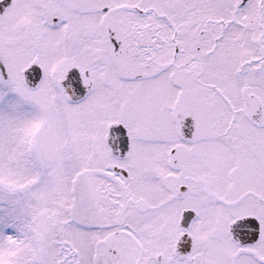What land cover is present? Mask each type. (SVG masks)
<instances>
[{
  "label": "snow or ice",
  "instance_id": "1",
  "mask_svg": "<svg viewBox=\"0 0 264 264\" xmlns=\"http://www.w3.org/2000/svg\"><path fill=\"white\" fill-rule=\"evenodd\" d=\"M0 264H264V0H0Z\"/></svg>",
  "mask_w": 264,
  "mask_h": 264
}]
</instances>
